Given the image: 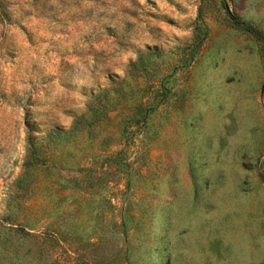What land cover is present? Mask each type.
Returning a JSON list of instances; mask_svg holds the SVG:
<instances>
[{
	"label": "rangeland",
	"instance_id": "374dc122",
	"mask_svg": "<svg viewBox=\"0 0 264 264\" xmlns=\"http://www.w3.org/2000/svg\"><path fill=\"white\" fill-rule=\"evenodd\" d=\"M0 264H264V0H0Z\"/></svg>",
	"mask_w": 264,
	"mask_h": 264
},
{
	"label": "trees",
	"instance_id": "16d2710c",
	"mask_svg": "<svg viewBox=\"0 0 264 264\" xmlns=\"http://www.w3.org/2000/svg\"><path fill=\"white\" fill-rule=\"evenodd\" d=\"M224 8L227 10L226 5L224 6ZM227 13H229V12H227ZM229 16L231 17L229 20L231 22V24L234 25L235 27H237L239 30L246 32L248 34H251L253 37H255L259 41L263 40V35L257 28L250 25L249 23H245V22L240 21L239 19L232 16L230 13H229Z\"/></svg>",
	"mask_w": 264,
	"mask_h": 264
}]
</instances>
